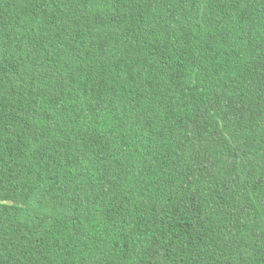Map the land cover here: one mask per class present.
<instances>
[{
	"label": "trees",
	"instance_id": "1",
	"mask_svg": "<svg viewBox=\"0 0 264 264\" xmlns=\"http://www.w3.org/2000/svg\"><path fill=\"white\" fill-rule=\"evenodd\" d=\"M0 264H264V0H0Z\"/></svg>",
	"mask_w": 264,
	"mask_h": 264
}]
</instances>
